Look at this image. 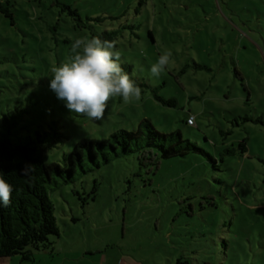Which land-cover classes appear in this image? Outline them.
Instances as JSON below:
<instances>
[{"label": "rangeland", "instance_id": "1", "mask_svg": "<svg viewBox=\"0 0 264 264\" xmlns=\"http://www.w3.org/2000/svg\"><path fill=\"white\" fill-rule=\"evenodd\" d=\"M8 1L0 128L13 114L23 133L61 118L65 135L42 155L63 163L80 139L148 118L159 131L179 130L216 164L201 152L151 164L132 151L77 170L48 192L58 228L48 246L0 264H264V0ZM105 31L142 96L111 99L104 119L92 121L69 112L49 81L74 39ZM165 50L172 61L157 79L150 68Z\"/></svg>", "mask_w": 264, "mask_h": 264}, {"label": "trees", "instance_id": "2", "mask_svg": "<svg viewBox=\"0 0 264 264\" xmlns=\"http://www.w3.org/2000/svg\"><path fill=\"white\" fill-rule=\"evenodd\" d=\"M10 6L8 0H0L1 13L9 14ZM69 12L77 14L76 10L69 9ZM110 34V31H105L91 36L113 41L114 36ZM155 97L162 103H174L173 99ZM16 115L4 116L0 128V172L13 187L10 204L7 207L0 205V257L20 255L21 260H30L32 249L48 246L49 237L58 233L48 192L60 181H70L77 170L85 173L98 167L100 161L106 162L110 157L132 151L138 152L141 160L151 164L189 152L204 153L209 162L216 164V159L209 152L183 138L179 130L159 131L148 118L141 119L134 129L113 131L108 138L80 139L64 154L63 163L45 161L43 151L55 144V139L65 135L66 131L59 129V125L66 126L64 120L57 118L49 123L48 129L43 127V130L35 129L33 132L27 129L23 133L20 130L25 125L18 124ZM238 146L242 155L245 152L244 141H240ZM226 150L229 154L235 153L230 148ZM26 165L32 167L27 174H22L21 169Z\"/></svg>", "mask_w": 264, "mask_h": 264}, {"label": "clouds", "instance_id": "3", "mask_svg": "<svg viewBox=\"0 0 264 264\" xmlns=\"http://www.w3.org/2000/svg\"><path fill=\"white\" fill-rule=\"evenodd\" d=\"M171 50L163 51L150 73L159 78L172 61ZM121 53L114 41L99 37H78L71 45V55L66 62L51 68L49 89L58 100L64 102L71 113L101 121L108 109V102L116 97L124 104L139 102L142 89L124 70ZM32 165L21 169L27 174ZM13 187L0 172V205L7 207L11 202Z\"/></svg>", "mask_w": 264, "mask_h": 264}, {"label": "built area", "instance_id": "4", "mask_svg": "<svg viewBox=\"0 0 264 264\" xmlns=\"http://www.w3.org/2000/svg\"><path fill=\"white\" fill-rule=\"evenodd\" d=\"M186 123H187V125H194L195 124V118H194V116L192 115V114H190V115H188L187 117H186Z\"/></svg>", "mask_w": 264, "mask_h": 264}]
</instances>
